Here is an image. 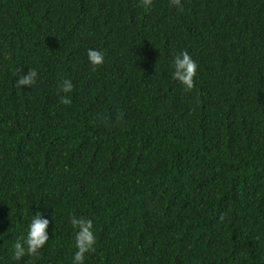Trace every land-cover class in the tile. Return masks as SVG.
I'll return each instance as SVG.
<instances>
[{"label":"trees","instance_id":"trees-1","mask_svg":"<svg viewBox=\"0 0 264 264\" xmlns=\"http://www.w3.org/2000/svg\"><path fill=\"white\" fill-rule=\"evenodd\" d=\"M73 217L85 264H264V0H0V264H72Z\"/></svg>","mask_w":264,"mask_h":264},{"label":"clouds","instance_id":"clouds-1","mask_svg":"<svg viewBox=\"0 0 264 264\" xmlns=\"http://www.w3.org/2000/svg\"><path fill=\"white\" fill-rule=\"evenodd\" d=\"M152 0H142V6L147 11L151 6ZM174 3L179 4V0H174ZM88 60L93 66V70L97 66L104 63V55L102 52L89 49ZM171 76L173 80L178 81L185 92H190L194 88V78L197 76L198 65L189 55L187 51H182L176 55L170 65ZM35 70H30L28 76L22 77L18 81V86H30L35 82ZM61 91L70 93L72 91V83L65 80L60 86ZM62 104L68 105L70 97H61ZM44 213L36 211L30 222L24 229V234L17 237L12 243L11 252L14 261H21L25 256L37 257L39 250L49 241L48 227L49 219L43 218ZM72 227L76 229V247L77 251L72 258V264H85V253L94 250L95 236L92 232L93 222L90 219L73 217L71 220Z\"/></svg>","mask_w":264,"mask_h":264}]
</instances>
